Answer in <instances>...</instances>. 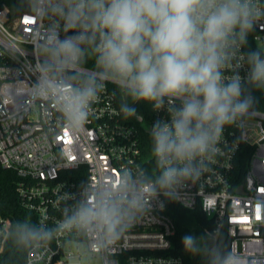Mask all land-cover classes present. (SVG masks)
Segmentation results:
<instances>
[{"label": "clouds", "instance_id": "1", "mask_svg": "<svg viewBox=\"0 0 264 264\" xmlns=\"http://www.w3.org/2000/svg\"><path fill=\"white\" fill-rule=\"evenodd\" d=\"M25 16L48 21L32 34L30 102L51 105L61 126L84 130L107 83L137 118V103L166 111L148 129L155 173L121 169L84 183L54 226L17 219L7 235L20 250H39L58 234L83 238L82 264H113L122 237L150 218L160 198L184 200L221 152L226 127L238 126L264 92V47L248 46L264 22L257 0H22ZM248 47L247 51H243ZM91 68H85L89 60ZM241 70L245 74L241 75ZM228 73H231L229 75ZM130 101V102H129ZM216 227L185 234L186 253L203 264H241ZM157 264H176L159 260Z\"/></svg>", "mask_w": 264, "mask_h": 264}, {"label": "built area", "instance_id": "2", "mask_svg": "<svg viewBox=\"0 0 264 264\" xmlns=\"http://www.w3.org/2000/svg\"><path fill=\"white\" fill-rule=\"evenodd\" d=\"M26 11L22 0H0V164L20 178L18 191L35 223L51 227L74 203L69 194H76L84 183L95 185L124 168L149 175L150 160L138 126L145 123L144 117L138 111L133 119L120 114L124 97L112 83L106 84L84 130L76 134L61 126L53 106L30 102L27 90L35 79L30 72L32 34L48 21L37 22L25 16ZM248 46L264 47V22L250 33ZM92 66L90 59L85 68ZM141 103L150 114L144 124L147 133L156 120L168 119L166 111ZM220 147L209 169L178 202L199 209L220 232L226 231L229 249L241 264H264V110L255 108L238 126L226 127ZM160 199L163 204L154 207L150 218L122 237L112 253L113 264H185L172 251L176 228L165 212L166 200ZM9 229L10 220L0 213V253ZM83 243L76 234H58L47 246L27 250L26 264H81Z\"/></svg>", "mask_w": 264, "mask_h": 264}, {"label": "trees", "instance_id": "3", "mask_svg": "<svg viewBox=\"0 0 264 264\" xmlns=\"http://www.w3.org/2000/svg\"><path fill=\"white\" fill-rule=\"evenodd\" d=\"M254 95L258 100L256 109L264 110V92L255 91ZM141 106L142 103L135 105L137 111L144 117V124H148L150 114ZM144 124L138 123V126L141 128L144 155L150 160L147 165L149 175H153L155 173V161L151 154V138L149 133L146 132ZM19 181L20 178L14 170L4 168L0 164V213L10 220V227L17 219L21 218H27L35 222L33 214L25 209L23 205V198L18 191ZM165 212L171 217L176 228L172 237V251L180 255L185 264H203L201 257L192 256L184 251L181 240L185 234L191 233L200 236L207 231H212L216 228L214 220L207 217L199 209L189 210L184 208L178 201L166 200ZM220 233L223 244L229 248V235L226 231ZM26 251L17 249L8 238L5 250L0 253V264H26Z\"/></svg>", "mask_w": 264, "mask_h": 264}, {"label": "rangeland", "instance_id": "4", "mask_svg": "<svg viewBox=\"0 0 264 264\" xmlns=\"http://www.w3.org/2000/svg\"><path fill=\"white\" fill-rule=\"evenodd\" d=\"M82 259H83V256L78 259V261H80L81 264H82ZM93 264H99V261H94Z\"/></svg>", "mask_w": 264, "mask_h": 264}, {"label": "water", "instance_id": "5", "mask_svg": "<svg viewBox=\"0 0 264 264\" xmlns=\"http://www.w3.org/2000/svg\"><path fill=\"white\" fill-rule=\"evenodd\" d=\"M138 119L141 121L143 118H142V116H139Z\"/></svg>", "mask_w": 264, "mask_h": 264}]
</instances>
